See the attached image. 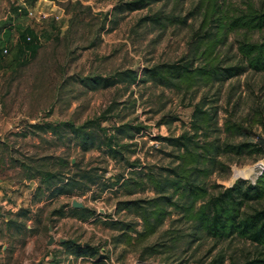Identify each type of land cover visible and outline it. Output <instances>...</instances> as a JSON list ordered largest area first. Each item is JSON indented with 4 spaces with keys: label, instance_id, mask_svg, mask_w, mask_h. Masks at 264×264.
Masks as SVG:
<instances>
[{
    "label": "rangeland",
    "instance_id": "obj_1",
    "mask_svg": "<svg viewBox=\"0 0 264 264\" xmlns=\"http://www.w3.org/2000/svg\"><path fill=\"white\" fill-rule=\"evenodd\" d=\"M125 1L130 0H0V34L12 29L10 53L0 64V264H234L260 250L238 237L216 241L201 233L199 240L185 237L174 243L176 229L183 233L186 229L173 226L174 217L145 241L127 242L122 228L110 224L111 218L138 229L141 220L134 210L116 209L117 204L150 196L151 191L130 194L118 186L103 191L96 186L84 195L52 198L45 190L41 173L58 168L59 157L83 168L99 166L107 170L106 176L127 173L137 158L149 165L170 164L167 153L172 148L154 136H177L188 130L194 104L203 96L219 106L220 128L227 119L252 125L253 136L229 140L264 141V72L247 70L190 92L151 81L103 85V79L113 78L117 71L141 73L143 67L190 56L200 21L191 18L185 26L164 30L142 21L160 9L184 15L197 0L116 11ZM22 32L35 36L38 45L26 64L18 59ZM238 38L232 34L220 50L228 63L240 57ZM95 119L103 127L128 123L145 128L134 140L124 136L123 142L130 144L125 159H113L106 146L99 147L101 131L95 129V144L84 150L71 127ZM221 158L227 168L211 176L212 194L220 190L217 185L228 187L238 179L254 182L264 167V154ZM253 168L252 178H234L236 169L249 176ZM73 200L86 209L75 212L80 208L73 207ZM80 244L91 245L104 256L78 257L74 250Z\"/></svg>",
    "mask_w": 264,
    "mask_h": 264
},
{
    "label": "trees",
    "instance_id": "obj_2",
    "mask_svg": "<svg viewBox=\"0 0 264 264\" xmlns=\"http://www.w3.org/2000/svg\"><path fill=\"white\" fill-rule=\"evenodd\" d=\"M162 1L169 0H130L117 5L115 10L131 12ZM196 17L200 21L192 35L190 56L143 67L141 73L135 69L117 71L113 78H104L103 85L151 81L190 92L238 77L247 70L264 72V0H197L184 15L160 9L143 17L142 21L164 30L175 25L185 26ZM257 33L260 35L255 39ZM232 34L239 35L240 57L236 63H228L220 51ZM20 36L18 59L26 64L37 54L38 45L28 42L24 32ZM3 59L1 55L0 64ZM218 118L219 106L203 96L194 104L188 130L177 136H154L155 141L172 148L167 153L172 159L170 164L149 165L137 158L129 163L127 173L106 176L107 170L99 166L83 168L78 163L72 164L66 157H59L58 168L41 173L45 190L52 198L84 195L96 186H101L102 191L118 186L130 194L149 190L152 195L119 201L116 208L134 210L141 220L140 229L130 222L111 218L110 224L122 228V236H127V242L145 241L156 234L167 219L174 217L173 226L186 225L185 233L176 229L178 232L172 236L174 243L185 237L190 241L191 238L199 240L200 233L216 241L238 237L250 241L260 250L256 256L234 264H264V168L254 182L238 179L228 187L217 185L220 190L214 194L209 182L215 172L227 168L222 156L262 155L264 141H231L229 139L235 137L253 136L252 125L227 119L220 128ZM71 127L81 138L84 150L95 144V129H98L103 134L99 137V147L106 146L113 159L123 160L124 150L130 146L123 142L124 136L134 140L145 128L128 123L103 127L96 119L81 125L71 123ZM223 133L227 137L224 138ZM238 177L253 176L243 175L236 169L234 178ZM38 188L41 190L42 185ZM99 251L91 245L80 244L74 253L78 257H94ZM98 256L102 258L104 255Z\"/></svg>",
    "mask_w": 264,
    "mask_h": 264
},
{
    "label": "crops",
    "instance_id": "obj_3",
    "mask_svg": "<svg viewBox=\"0 0 264 264\" xmlns=\"http://www.w3.org/2000/svg\"><path fill=\"white\" fill-rule=\"evenodd\" d=\"M12 30V29H11ZM11 30L10 29H4L3 30V32H2V34H0V57H1V50H2V48L3 47H5V46H8V42H9V40H10V37H11V35H12V33H11ZM19 42H22L21 40L20 41H18V43Z\"/></svg>",
    "mask_w": 264,
    "mask_h": 264
},
{
    "label": "built area",
    "instance_id": "obj_4",
    "mask_svg": "<svg viewBox=\"0 0 264 264\" xmlns=\"http://www.w3.org/2000/svg\"><path fill=\"white\" fill-rule=\"evenodd\" d=\"M28 9H29V8H28ZM28 15L33 16V15H34V12H33L32 10L29 9V10H28ZM26 39H27L28 42H36V43H37V41H36V37L33 36V35H31V34H27ZM9 53H10V51H9V47H8V46H5V47L2 48V50H1V54H2L3 56H7Z\"/></svg>",
    "mask_w": 264,
    "mask_h": 264
},
{
    "label": "water",
    "instance_id": "obj_5",
    "mask_svg": "<svg viewBox=\"0 0 264 264\" xmlns=\"http://www.w3.org/2000/svg\"><path fill=\"white\" fill-rule=\"evenodd\" d=\"M73 161H74V160H73ZM72 205H73V207H75V208H81V207L84 206V204H83L82 202L77 201V200H73ZM50 229H51V227H50ZM51 244H52V239H50V240L48 241V245H51Z\"/></svg>",
    "mask_w": 264,
    "mask_h": 264
},
{
    "label": "bare ground",
    "instance_id": "obj_6",
    "mask_svg": "<svg viewBox=\"0 0 264 264\" xmlns=\"http://www.w3.org/2000/svg\"><path fill=\"white\" fill-rule=\"evenodd\" d=\"M263 168H264V167H262L261 169H263ZM261 171H262V170H261ZM251 172H252V175H250V174H249V175H250V176H254V174H255V172H256V171H255V168H253V169L251 170ZM245 174H246V172H245Z\"/></svg>",
    "mask_w": 264,
    "mask_h": 264
}]
</instances>
